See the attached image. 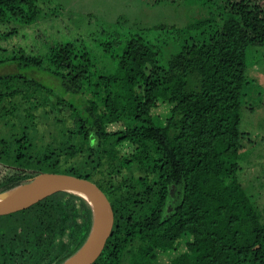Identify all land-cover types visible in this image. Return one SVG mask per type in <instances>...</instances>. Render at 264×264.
Instances as JSON below:
<instances>
[{"label":"trees","instance_id":"trees-1","mask_svg":"<svg viewBox=\"0 0 264 264\" xmlns=\"http://www.w3.org/2000/svg\"><path fill=\"white\" fill-rule=\"evenodd\" d=\"M194 1L204 16L184 27L139 33L86 16L78 20L85 36L63 27L59 38L37 35L41 43L24 49L12 41L18 26L55 10L45 11L46 0H0V63L35 68L55 83L0 74V120L9 123L0 134V192L39 172L92 182L112 221L90 264H158L157 254L180 240L184 249L168 264H264V218L236 177L245 51L264 44V0ZM166 31L170 37L149 36ZM167 42L177 49L162 61ZM16 95L28 102L22 116L13 112ZM50 102L65 103L67 119L46 107ZM159 102L168 104L163 120L152 114ZM125 143L126 153L118 148ZM171 186L176 201L163 213ZM90 227L89 206L55 191L0 215V264H60Z\"/></svg>","mask_w":264,"mask_h":264},{"label":"rangeland","instance_id":"rangeland-1","mask_svg":"<svg viewBox=\"0 0 264 264\" xmlns=\"http://www.w3.org/2000/svg\"><path fill=\"white\" fill-rule=\"evenodd\" d=\"M46 1L44 4L45 11H52V9L55 11L51 13L49 11L46 17H43L40 22L32 26H18L17 30L19 32L12 38L14 45L17 47L23 46L24 49H28L30 45L37 46L41 43L36 39L37 35L43 36L44 39L59 38L64 33L63 27L68 29L69 33L74 32L85 36L86 28L82 25L83 22H78V20L85 18L86 22V16L90 17L88 20H91L92 24L105 27H113L114 24L118 30H131L140 33V29L154 25L184 27L195 18L204 16L205 12L204 8L200 7L194 0H157L156 2H153V0ZM149 36L152 39L155 38L154 40H158L170 37V34L166 31L161 35L149 33ZM176 49V46L170 42L161 43L159 51L161 52L162 61L167 58L168 53ZM244 61V73L248 83L242 88L244 94L241 98L239 112V130L242 137L240 140L241 149L237 157L239 168L236 171V177L264 218V44L247 47ZM13 71H19L25 75L38 78L44 83L55 85L52 78L35 68H19L15 67L13 63H0V74ZM37 94L39 98L44 97L52 102L55 98L43 91H38ZM61 97H73L74 99L77 98V101L81 99L79 95L71 93H64ZM10 101L16 104L13 110L14 114L22 116L21 108L28 102L19 95L13 96ZM3 106L8 107L5 102L1 107ZM46 107L54 111L55 115L63 116L65 119L69 116L70 109L65 103L55 105L50 102ZM167 110L168 104L159 102L152 111L153 117L163 120ZM45 119L43 116L42 120L45 121ZM41 123L39 129L41 132L44 131L46 135L49 128L47 125L45 126L46 123ZM8 128L9 123L0 120V134L7 132ZM39 129H33L31 133L36 134ZM44 139L46 140L45 137ZM127 146L128 144L125 143L123 146H118V148L126 153ZM175 192L176 187L171 186L162 210L163 213H167L172 208L171 204L176 201ZM183 249V242L180 240L169 252L158 253L156 261L158 264H168L170 258L183 251Z\"/></svg>","mask_w":264,"mask_h":264},{"label":"water","instance_id":"water-1","mask_svg":"<svg viewBox=\"0 0 264 264\" xmlns=\"http://www.w3.org/2000/svg\"><path fill=\"white\" fill-rule=\"evenodd\" d=\"M55 191H66L78 197L77 193L84 194L91 211L87 237L60 264H90L99 255L112 221L106 197L92 182L64 173L39 172L29 181L0 192V215L23 209Z\"/></svg>","mask_w":264,"mask_h":264},{"label":"bare ground","instance_id":"bare-ground-1","mask_svg":"<svg viewBox=\"0 0 264 264\" xmlns=\"http://www.w3.org/2000/svg\"><path fill=\"white\" fill-rule=\"evenodd\" d=\"M82 199H84V201L86 202V204L87 205H89L88 203H87V201H88V199H87V197L84 195V194H82V193H77Z\"/></svg>","mask_w":264,"mask_h":264}]
</instances>
